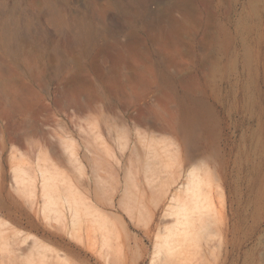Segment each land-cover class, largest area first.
<instances>
[{
    "label": "rangeland",
    "instance_id": "1",
    "mask_svg": "<svg viewBox=\"0 0 264 264\" xmlns=\"http://www.w3.org/2000/svg\"><path fill=\"white\" fill-rule=\"evenodd\" d=\"M7 80L0 220L15 264L34 240L47 264H264V0H0ZM40 153L83 193L90 170L110 257L101 233L46 220L16 190L14 166ZM195 170L209 233L158 256Z\"/></svg>",
    "mask_w": 264,
    "mask_h": 264
},
{
    "label": "bare ground",
    "instance_id": "2",
    "mask_svg": "<svg viewBox=\"0 0 264 264\" xmlns=\"http://www.w3.org/2000/svg\"><path fill=\"white\" fill-rule=\"evenodd\" d=\"M14 85L8 80L0 84L5 91L11 90V87L13 90ZM96 135L100 136L101 133H97ZM22 136L26 137L27 134L20 132L19 135L16 134L10 140L20 143ZM67 149L73 154L70 146H67ZM88 150L92 153L91 149L88 148ZM13 156H15V153H13ZM20 156H24V153L20 154ZM20 156H17V158ZM192 158L194 157L192 156ZM20 159L22 160L21 157ZM96 167L98 166H93L92 172L97 181L101 182L102 178ZM13 170L16 190L25 196L28 202L33 205L42 198V213L46 220L60 222L65 220L66 216L69 215L70 226L74 232L82 229L84 233L88 234L93 231L101 233L103 236V246L107 249L108 257L111 256L113 234L108 229L107 222L95 203L89 169L85 172V180L82 185L85 189L84 193L77 185L68 182L62 173L54 167L51 160L48 157H44L41 153L38 155L34 168L27 169L24 167L22 161L16 164ZM187 178L188 183L183 188L185 197L182 199L183 195H179L181 198L179 197L178 199L182 200L173 209L172 214L175 216V224H172L173 226L165 231L157 243L158 256L171 258L182 253L183 249L197 244L203 236H207L209 233V223L205 218L206 215L211 213L213 207L211 196L207 190L210 184L209 180L197 170L192 171ZM3 228L4 224L0 220V264H15V251L5 241V230ZM32 248V254L25 259L24 264H47L49 250L41 247L36 240H34Z\"/></svg>",
    "mask_w": 264,
    "mask_h": 264
}]
</instances>
